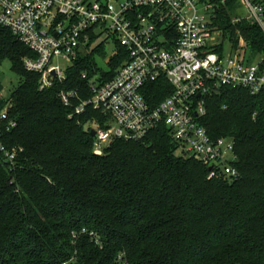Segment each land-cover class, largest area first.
Segmentation results:
<instances>
[{
	"label": "trees",
	"instance_id": "trees-1",
	"mask_svg": "<svg viewBox=\"0 0 264 264\" xmlns=\"http://www.w3.org/2000/svg\"><path fill=\"white\" fill-rule=\"evenodd\" d=\"M203 1L231 48L264 57V32L236 18L238 0ZM94 52L104 46L78 57L66 81L39 90L38 74L22 63L33 52L0 27V65L9 61L18 77L8 91L16 124L4 142L20 149L12 168L0 154V264H115L119 256L126 264H264V93L222 87L205 98L199 124L212 138L234 139L233 181L208 178L164 125L138 141L114 139L97 155L90 130L104 116L87 108L68 117L59 97L86 87L80 74L93 70ZM125 58L116 46L102 73L112 77ZM171 92L162 79L144 97L156 105Z\"/></svg>",
	"mask_w": 264,
	"mask_h": 264
},
{
	"label": "built area",
	"instance_id": "built-area-1",
	"mask_svg": "<svg viewBox=\"0 0 264 264\" xmlns=\"http://www.w3.org/2000/svg\"><path fill=\"white\" fill-rule=\"evenodd\" d=\"M240 2L247 20L264 32V0ZM213 7L203 0H0V27L33 52L22 63L38 74L39 90L66 81L68 67L98 45L105 51L110 41L114 51L124 48L126 58L112 77L94 61L93 70L80 74L86 87L59 94L68 117L87 108L104 116L92 126L93 153L101 155L114 139L141 140L164 125L181 154L208 167V178L233 181L239 176L232 165L234 139L212 138L198 118L205 114V98L222 87L264 93V57L250 60V52L231 48L214 26ZM162 79L172 92L151 105L145 87ZM10 106L8 91L0 87V154L12 168L20 149L4 142L16 124ZM115 264L126 259L119 256Z\"/></svg>",
	"mask_w": 264,
	"mask_h": 264
},
{
	"label": "rangeland",
	"instance_id": "rangeland-1",
	"mask_svg": "<svg viewBox=\"0 0 264 264\" xmlns=\"http://www.w3.org/2000/svg\"><path fill=\"white\" fill-rule=\"evenodd\" d=\"M238 7L235 10V15L237 19H248V13L245 10L243 4L238 0ZM241 43V42H240ZM114 51V45L112 42L108 41L105 43V51L103 54H95V63L98 68L105 70L108 68L107 60ZM240 52L244 54L243 49ZM249 53V52H248ZM246 53V55L248 54ZM250 60L252 55H250ZM257 59V58H253ZM18 82V77L11 71L9 61H4L0 65V84L4 90L9 91ZM179 153V152H178Z\"/></svg>",
	"mask_w": 264,
	"mask_h": 264
},
{
	"label": "water",
	"instance_id": "water-1",
	"mask_svg": "<svg viewBox=\"0 0 264 264\" xmlns=\"http://www.w3.org/2000/svg\"><path fill=\"white\" fill-rule=\"evenodd\" d=\"M94 133H95V131L92 129V130L90 131V135L93 136Z\"/></svg>",
	"mask_w": 264,
	"mask_h": 264
}]
</instances>
